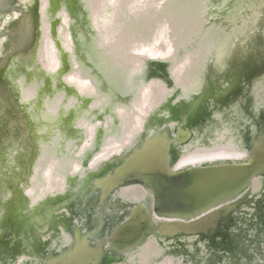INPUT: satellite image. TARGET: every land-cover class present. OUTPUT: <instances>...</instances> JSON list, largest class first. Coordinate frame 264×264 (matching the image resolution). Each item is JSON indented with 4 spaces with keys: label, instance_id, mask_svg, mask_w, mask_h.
<instances>
[{
    "label": "flooded vegetation",
    "instance_id": "1",
    "mask_svg": "<svg viewBox=\"0 0 264 264\" xmlns=\"http://www.w3.org/2000/svg\"><path fill=\"white\" fill-rule=\"evenodd\" d=\"M33 1L16 0V8L0 12V59L13 52L12 26L21 7L27 9ZM47 1L51 8L55 3L65 5L68 17L80 20L79 80L84 91H72L65 79L54 80L43 67L34 66L23 56H13L4 64L0 75V264L238 262L245 256V230L264 231L263 176L252 183L256 191L251 186L235 201L215 208V221L205 222L198 231L184 234L165 230L170 220L159 218L154 221L156 229L146 238L124 246L112 242L113 234L132 212L140 211L139 206L148 207L152 195L136 184L110 194L93 191L85 196L80 187L85 171L98 170L96 165L126 156L164 129L173 139L168 153L173 167L246 160L264 126V64L259 60L260 51L223 45L222 38L214 45L210 38L206 47L175 48L173 60L163 61L146 57L149 45L141 40L134 47L127 46L133 41L127 42L123 35L124 45L118 44L120 31L114 23L89 28L91 5L104 0ZM45 49L50 56L47 44ZM188 50L195 56L192 61L183 58ZM60 70L58 74L64 75V69ZM88 86L93 96L85 100ZM261 89L262 105L258 101ZM21 92H27L29 98L22 101ZM69 96H75L76 103L66 111ZM58 99L53 115L47 109ZM95 100L100 105L88 112L89 103ZM142 101L146 104L141 112L135 107ZM118 110L125 112L124 120L119 121ZM135 117L140 126L133 125ZM79 118L93 133L85 147L87 135L74 127ZM108 119L111 122L105 125ZM66 145L73 152L83 148L80 156L73 157L80 173L69 175L64 171ZM41 152L45 155L39 172L55 161L58 169L52 170V178L57 182L64 176L66 186H56L36 198L35 184V201L30 204L24 188L31 185ZM127 195L134 201H123ZM247 212L248 220L241 218ZM148 242L151 247L141 257L138 252ZM252 247L259 252L256 243ZM259 255L264 259V253Z\"/></svg>",
    "mask_w": 264,
    "mask_h": 264
},
{
    "label": "rangeland",
    "instance_id": "2",
    "mask_svg": "<svg viewBox=\"0 0 264 264\" xmlns=\"http://www.w3.org/2000/svg\"><path fill=\"white\" fill-rule=\"evenodd\" d=\"M38 4L41 18L39 53L41 67L46 72L56 74L54 77L56 81L58 72L61 71L60 69H64V72L67 70L71 74L66 76L67 73H65L61 78L67 81L71 90L73 89L80 94L84 91L79 80V57L82 40L79 28L80 20L75 21L68 17L66 6H60V9L52 11L51 4L47 0H38ZM254 4L256 3L251 2V0H104L99 4L98 9H94L90 16L91 24H88V26L90 29H95L96 26L104 27L107 24L114 23L116 29L120 31L118 44L124 45V35L127 42L133 41L130 44L128 43L127 46L131 45L134 47L136 46L135 42L139 44L140 40L143 45H149L148 49L145 50L146 57L173 60V50L175 48H184L188 45L206 47L210 43V38L213 40L214 45H218L217 41L222 38L223 45L228 43L231 46L239 45L248 48L253 43V38L256 37L255 33L260 21L257 5L252 12L248 13ZM77 12L81 14L80 9ZM221 15L224 16L222 17L224 21L220 18ZM81 16L82 14L79 17ZM211 29H213L212 34L209 33ZM220 31H222V35ZM261 33L264 37V24ZM46 44L49 46L50 56L48 53L46 54ZM160 47L164 49L162 50ZM189 51L183 55L185 61H192L195 57ZM49 60H53L55 63L53 70L49 69L45 63ZM85 91V100H89L93 96V91L89 86ZM20 96L22 101L29 98L27 92H21ZM257 96L258 94L255 92V100ZM67 98L68 101L64 105V110L66 111L69 107H74V103H76L75 96ZM60 100L56 101L57 106L53 105L47 111L55 115ZM258 101L261 105L263 104L262 89L261 94L258 96ZM145 104L142 101L135 108L142 112ZM99 105V100L90 102L87 107L88 112L95 110ZM257 105L258 102L256 101L253 107L256 109ZM117 116L119 121L124 120L125 112L118 110ZM134 121H136L133 124L134 126L141 125L137 117L134 118ZM108 122H111V119L106 120L104 124L107 125ZM74 127L79 132L81 131L83 135H87L83 147L87 146L93 135L91 127L86 122H80V118L76 121ZM122 127L124 128V125ZM69 128L71 129V127ZM69 128L68 130H70ZM126 135L130 136V130L127 131ZM82 149L78 148L76 152H73L70 145L64 147L63 158L67 162L65 166L67 168L64 171L69 175L80 173V166L73 161V157L80 156ZM44 155V152H41L37 156L36 166L32 172L31 185L24 188V194L30 200V204L35 201V184L38 187L36 198L42 197L56 186L59 188L66 186L64 176L59 178L57 182L52 178V170L58 169V164L55 161L47 164L44 170L39 172L40 166L43 165ZM256 190L257 186L253 184L252 191ZM127 197L128 195L122 200L129 199L130 203L134 201ZM249 215L247 212L246 215H241V218L248 220ZM252 219L256 221L257 217ZM261 222V225L264 226V220ZM244 241L245 256H240L238 262L232 263L230 261L229 264H263L264 259L259 253H264V231L259 234L255 229H247L245 230ZM255 243L258 245L259 252L252 247ZM150 247L151 242H148L143 251L138 252L140 255L142 254L141 257Z\"/></svg>",
    "mask_w": 264,
    "mask_h": 264
},
{
    "label": "water",
    "instance_id": "3",
    "mask_svg": "<svg viewBox=\"0 0 264 264\" xmlns=\"http://www.w3.org/2000/svg\"><path fill=\"white\" fill-rule=\"evenodd\" d=\"M251 2L256 4L248 13L257 5L260 21L256 37L249 47L260 51L259 60L263 65L264 37L261 31L264 24V0ZM15 3L16 0H0V12L16 8ZM38 5V0H34L27 9L21 7V14L12 26L15 47L11 54L0 59V75L4 64L13 56H23L29 63L41 67V18ZM60 6L65 5L55 3L52 10L60 9ZM55 75L50 72L49 77ZM61 76L60 72L57 79ZM172 141L167 129L156 131L126 156L104 162L100 167L96 165L95 169L98 170L85 171L82 178L84 182L80 187L83 196L93 191L110 194L122 186L134 184L142 186L152 195L148 207L139 206L142 212H132L116 230L111 239L114 244L124 246L130 241L143 240L156 229L154 221L159 218L170 220L164 225L165 230L184 234L198 231L205 222L215 221V208L235 201L251 188L256 178L264 177V126L261 127L257 144L244 161L173 167L168 161Z\"/></svg>",
    "mask_w": 264,
    "mask_h": 264
},
{
    "label": "bare ground",
    "instance_id": "4",
    "mask_svg": "<svg viewBox=\"0 0 264 264\" xmlns=\"http://www.w3.org/2000/svg\"><path fill=\"white\" fill-rule=\"evenodd\" d=\"M98 6H100V5H97L96 3H93V5H91V7H90V9H89V15H91V14L93 13L94 9H95V10H96V8L98 9ZM82 7H84V6H82ZM95 13H96V11H95ZM33 25H34V24H33ZM45 51H46V49H45ZM45 63H46V65L48 66L49 69L53 70V68H54V66H55L54 61H52V63H51L50 61H48V62L46 61ZM65 73H67L66 75L69 74V73L67 72V70H66Z\"/></svg>",
    "mask_w": 264,
    "mask_h": 264
}]
</instances>
